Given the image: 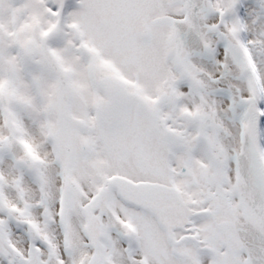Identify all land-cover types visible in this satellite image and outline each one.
Instances as JSON below:
<instances>
[{"label":"snow or ice","instance_id":"1","mask_svg":"<svg viewBox=\"0 0 264 264\" xmlns=\"http://www.w3.org/2000/svg\"><path fill=\"white\" fill-rule=\"evenodd\" d=\"M0 264H264V0H0Z\"/></svg>","mask_w":264,"mask_h":264}]
</instances>
